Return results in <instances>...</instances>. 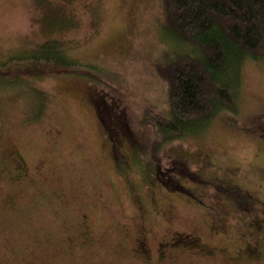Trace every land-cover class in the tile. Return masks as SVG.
<instances>
[{
    "label": "rangeland",
    "instance_id": "rangeland-1",
    "mask_svg": "<svg viewBox=\"0 0 264 264\" xmlns=\"http://www.w3.org/2000/svg\"><path fill=\"white\" fill-rule=\"evenodd\" d=\"M162 16V0H0V264H264V60L223 76L240 79L236 112L166 140L153 62L194 51L167 42ZM46 56L64 69L31 68ZM155 172L153 185L174 189L147 183ZM226 176L256 195V213L219 193ZM144 228L150 261L136 252ZM253 234L263 244L249 260ZM185 235L209 254L158 259L159 244Z\"/></svg>",
    "mask_w": 264,
    "mask_h": 264
},
{
    "label": "trees",
    "instance_id": "trees-1",
    "mask_svg": "<svg viewBox=\"0 0 264 264\" xmlns=\"http://www.w3.org/2000/svg\"><path fill=\"white\" fill-rule=\"evenodd\" d=\"M162 11L160 22L167 42L194 51L193 54L165 50L153 62L156 74L167 85L170 107V117L158 124L159 132L171 141L183 138L193 127H202L223 110L236 112L238 87L235 86L240 79L229 78V83L226 78L229 76H223L233 70L232 65L238 71L248 58L264 60V0H162ZM42 58L43 61L30 62L33 70L50 69L54 73L65 67L57 59ZM15 69L19 68L10 70ZM133 151L132 158H137L140 150L133 146ZM181 162V166H187L186 161ZM116 165L119 171L124 170L120 175L130 174L119 163ZM156 174L151 180L145 176L146 182L156 183ZM159 185L153 186L174 189L164 182ZM217 185L219 193L239 207H253L250 193L236 181L226 176L219 178Z\"/></svg>",
    "mask_w": 264,
    "mask_h": 264
},
{
    "label": "flooded vegetation",
    "instance_id": "flooded-vegetation-1",
    "mask_svg": "<svg viewBox=\"0 0 264 264\" xmlns=\"http://www.w3.org/2000/svg\"><path fill=\"white\" fill-rule=\"evenodd\" d=\"M119 147V148H118ZM111 148L114 150L112 151V157H113V161L116 163H119V161H123L124 164L128 165V160L129 158L127 157V154L125 151H123V149L121 148V146H114V145H111ZM21 162L19 163V166L20 167H23L25 165V162L24 160H20ZM180 162V165L182 164L181 160H177V163ZM204 165H209L210 164V160L209 159H205L204 161ZM130 193V192H129ZM249 197H250V200L253 202V207H250V208H245L246 212L249 213V212H252L254 211V213L257 212L256 210V204L258 202L257 200V197L256 195L254 194H249ZM131 198V197H130ZM133 198V197H132ZM223 200V199H222ZM224 201V200H223ZM154 202V200H153ZM224 206V205H223ZM155 207V203H150V208H154ZM144 208L143 205H139V212L144 216L145 214V211H144ZM149 208V209H150ZM147 209V211L149 210ZM216 211H215V214L219 215V214H225L224 210L222 208L218 209V208H215ZM142 216V217H143ZM146 216H147V212H146ZM145 217V216H144ZM251 223V222H250ZM248 223V229H246V231H250L251 230V226L252 224ZM247 225V224H246ZM148 229H142L141 230V233L138 234V237L136 239V245H137V248H136V252L141 256L143 257L146 261H150L151 258H152V253H151V250L149 248V244H148ZM251 235V234H250ZM253 236V242H254V253L252 255H246V259H252L254 257L257 256L258 253L261 252V248H262V239H259L260 237H258L256 234L252 235ZM200 239L195 237V236H192V235H185L184 237L182 238H172L171 240L168 241V243L166 242L165 244H159L157 249H158V259H165L167 257V253L168 251L170 250H178L179 248H186V249H197L202 252L204 251H208L207 253L209 254V250L207 248H203L202 245H200ZM249 252V251H248Z\"/></svg>",
    "mask_w": 264,
    "mask_h": 264
}]
</instances>
